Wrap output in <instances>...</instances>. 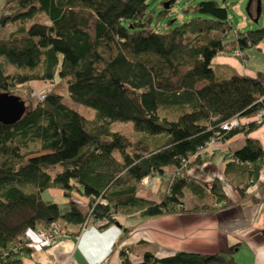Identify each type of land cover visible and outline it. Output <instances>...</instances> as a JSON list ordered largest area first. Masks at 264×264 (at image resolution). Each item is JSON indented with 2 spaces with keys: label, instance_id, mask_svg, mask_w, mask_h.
<instances>
[{
  "label": "trees",
  "instance_id": "1",
  "mask_svg": "<svg viewBox=\"0 0 264 264\" xmlns=\"http://www.w3.org/2000/svg\"><path fill=\"white\" fill-rule=\"evenodd\" d=\"M166 1L169 9L164 6L159 17L178 2ZM150 3L7 0L0 11V94H15L18 85L51 83L58 68L68 97L97 114L88 119L51 91L17 123H0V264H23L32 250L12 244L28 229L52 223L76 234L90 222L117 224L120 215L217 210L207 203L188 209L184 203L186 191L206 197L186 172L208 160L203 152L212 141L243 133L245 146L227 167L235 162L248 167L241 196L257 182L264 150L250 134L264 122L231 131L221 125L253 117L264 107V73L241 76L213 61L235 51L244 61V52L264 41V27L236 31L228 0H202L183 10L193 18L162 33L153 28ZM259 6L264 9V0L250 1L251 20L258 18ZM7 66L14 71L6 72ZM117 122L133 124V139L113 130ZM168 168L175 171L162 180L158 201L138 195L145 178L165 176ZM51 189L70 199L66 212L43 197ZM210 192L219 203L227 199L218 180ZM74 194L87 199L86 213ZM21 213L26 216L12 222ZM233 250L178 252L163 259L146 253L142 264H237ZM130 252L121 253L123 264H132Z\"/></svg>",
  "mask_w": 264,
  "mask_h": 264
},
{
  "label": "crops",
  "instance_id": "2",
  "mask_svg": "<svg viewBox=\"0 0 264 264\" xmlns=\"http://www.w3.org/2000/svg\"><path fill=\"white\" fill-rule=\"evenodd\" d=\"M6 1L0 0V11ZM244 54V61L234 54H219L213 65L230 67L241 76L255 77L258 72L264 73V41ZM254 120L253 116L240 121L246 125ZM250 137L259 141L264 150V124ZM245 143L243 133L227 141H212L203 152L208 160L186 172L187 177L206 192V197L200 200L188 191L191 195L188 209L207 203L218 207L217 210L157 218H146L139 213L120 215L117 224L108 227L104 223L90 222L79 239L71 238L50 248L35 249L23 256V264H123L121 253L127 249L131 251L129 260L132 264H142L146 253L163 259L178 252L217 255L227 254L231 249H234L237 264H264V238L261 235L264 229V167L257 182L246 188L244 196L240 195L239 189L248 182V167L237 162L227 167L233 161V154ZM174 171V168H168L165 176L152 178V184L141 188L138 195L158 201L163 191L162 180ZM215 180L221 182L227 197L225 202H217L210 192ZM45 193L48 198L65 197L58 189ZM72 199L81 208H88L87 199L76 194Z\"/></svg>",
  "mask_w": 264,
  "mask_h": 264
},
{
  "label": "rangeland",
  "instance_id": "3",
  "mask_svg": "<svg viewBox=\"0 0 264 264\" xmlns=\"http://www.w3.org/2000/svg\"><path fill=\"white\" fill-rule=\"evenodd\" d=\"M200 1L202 0H178L177 4L174 8H172V11L169 14L159 17L160 14L165 10L164 6L167 5L166 9H169L170 5L166 0H151L149 8L153 13V28L162 33L170 32L174 27L179 26L193 18V15H187L183 13V10L186 9L189 5H195ZM250 1L251 0H228L229 20L234 30L246 32L248 30H256L264 27V9L261 8L260 14L255 20H251L249 18L248 6L250 4ZM262 1L263 0H258L259 3H262ZM162 2H165V4H162ZM13 71L14 68L12 66L6 67V72ZM13 90L15 91L14 95L19 96L25 102L27 109H29L31 105H36L39 101H41L42 95H46L48 92L54 91L63 96L64 103L67 106H69L82 116L88 119H94L97 115L95 110L75 103L68 97L66 81L59 77L58 68L55 70L54 81L51 83L32 82L25 85L15 86ZM113 130L131 138L134 133L132 123H114ZM148 179V181L152 184V180L150 178ZM150 185L142 184V188H148ZM151 190L153 192H157L154 188H151ZM43 197L49 202L57 203L62 213L68 210V202L70 201V199L65 197L48 198L49 196L46 193L43 195ZM184 203L187 207L190 206L191 195L188 191L185 192ZM81 210L86 213L85 208H82ZM18 216L26 215L25 213L16 215L11 219L12 222H17ZM86 228L87 226L85 227V229Z\"/></svg>",
  "mask_w": 264,
  "mask_h": 264
},
{
  "label": "built area",
  "instance_id": "4",
  "mask_svg": "<svg viewBox=\"0 0 264 264\" xmlns=\"http://www.w3.org/2000/svg\"><path fill=\"white\" fill-rule=\"evenodd\" d=\"M234 55L240 56V51H235ZM45 98V94L41 96V100ZM256 122L261 124L264 122V107H262L257 114L254 116ZM243 125L240 120L233 119L227 123L221 125L223 131H231L235 128L240 127ZM148 178H145L142 181V184L150 185L151 182L148 181ZM85 227L81 228L76 234H73L72 230L61 227L57 223H52L50 226L43 228H36V229H28L24 235L18 239L17 242L12 244V248L16 249L18 247H24L26 249L35 250V249H43V248H50L53 247L65 240L74 238L79 239L81 234L85 231ZM129 254L128 251H126Z\"/></svg>",
  "mask_w": 264,
  "mask_h": 264
},
{
  "label": "water",
  "instance_id": "5",
  "mask_svg": "<svg viewBox=\"0 0 264 264\" xmlns=\"http://www.w3.org/2000/svg\"><path fill=\"white\" fill-rule=\"evenodd\" d=\"M167 8V5L165 6ZM261 8L258 7V15ZM27 112L25 102L17 95L9 93L0 94V123L5 125L15 124Z\"/></svg>",
  "mask_w": 264,
  "mask_h": 264
}]
</instances>
